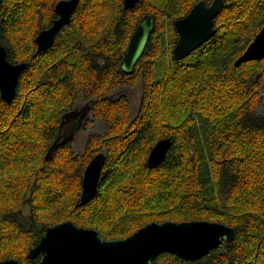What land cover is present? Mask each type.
Here are the masks:
<instances>
[{
	"label": "trees",
	"instance_id": "obj_1",
	"mask_svg": "<svg viewBox=\"0 0 264 264\" xmlns=\"http://www.w3.org/2000/svg\"><path fill=\"white\" fill-rule=\"evenodd\" d=\"M58 1L0 4V43L12 63L29 62L14 100L0 94V261L36 264L30 249L65 220L115 239L151 221L208 219L234 226L233 242L193 261L162 253L153 264H264V59L235 66L264 26V0H225L217 33L181 60L173 56L175 20L201 0H140L133 8L80 0L53 45L37 52L35 38L58 17ZM145 15L155 28L127 73L121 61ZM138 84L133 116L128 97L113 93ZM80 96L90 113L83 127L106 124L82 153L63 130ZM165 137L171 148L149 167ZM101 150L98 192L77 207L85 169Z\"/></svg>",
	"mask_w": 264,
	"mask_h": 264
},
{
	"label": "water",
	"instance_id": "obj_2",
	"mask_svg": "<svg viewBox=\"0 0 264 264\" xmlns=\"http://www.w3.org/2000/svg\"><path fill=\"white\" fill-rule=\"evenodd\" d=\"M140 0H124L126 8H133ZM80 0H59L55 10L59 14L53 24L36 36L37 52L50 48L60 30L66 26ZM1 4V0H0ZM226 6L225 0L207 4L197 2L190 12L175 20L179 34L173 56L181 60L201 47L217 33L215 19ZM155 28L152 15H145L133 33L121 61L127 73L135 70L144 54ZM264 59V26L235 61L239 67L244 62ZM29 62L12 63L6 48L0 43V94L11 103L17 94V85ZM172 146V138L165 137L152 147L147 164L157 167ZM107 152H97L89 161L82 181L76 206L89 203L97 194ZM236 236L234 226L208 219L151 221L123 238L107 239L94 229L84 228L72 220L47 226L39 242L30 249V258L40 257L36 264H153L162 253L170 252L185 260H198L218 247L223 241L232 243ZM0 264H17L6 258Z\"/></svg>",
	"mask_w": 264,
	"mask_h": 264
},
{
	"label": "rangeland",
	"instance_id": "obj_3",
	"mask_svg": "<svg viewBox=\"0 0 264 264\" xmlns=\"http://www.w3.org/2000/svg\"><path fill=\"white\" fill-rule=\"evenodd\" d=\"M122 95L128 97L132 106V115L135 116L142 98V85L120 86L113 93L115 98ZM89 114L87 102L83 96H80L74 109L68 114L67 118L65 117L67 120L64 123L63 130L69 136L73 148L78 153H82L85 150L89 134L103 133L106 128V124L100 120H94L88 128L83 127Z\"/></svg>",
	"mask_w": 264,
	"mask_h": 264
},
{
	"label": "bare ground",
	"instance_id": "obj_4",
	"mask_svg": "<svg viewBox=\"0 0 264 264\" xmlns=\"http://www.w3.org/2000/svg\"><path fill=\"white\" fill-rule=\"evenodd\" d=\"M189 12H190V11H189ZM58 17H59V14H58ZM58 17H57V18H58ZM71 18H72V17H71ZM173 24H174V23H173ZM137 27H138V26H137ZM174 29H175V28H174ZM61 30H62V29H61ZM61 30H60V31H61ZM178 36H179V35H178ZM173 45H174V44H173ZM170 47H171V46H170ZM171 49H172V48H171ZM171 49H170V50H171Z\"/></svg>",
	"mask_w": 264,
	"mask_h": 264
}]
</instances>
